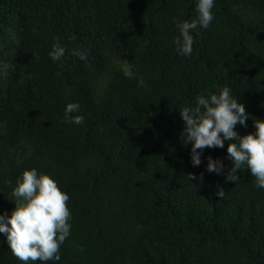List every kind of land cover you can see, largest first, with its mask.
<instances>
[{
    "label": "trees",
    "instance_id": "trees-1",
    "mask_svg": "<svg viewBox=\"0 0 264 264\" xmlns=\"http://www.w3.org/2000/svg\"><path fill=\"white\" fill-rule=\"evenodd\" d=\"M195 3L0 0V213L25 169L68 193L71 234L46 264H264V189L247 169L236 183L206 171L209 156L231 167L230 141L193 166L179 116L226 85L249 115L239 135L264 120V0H215L185 57L173 40ZM69 102L82 124L65 122ZM0 264H22L3 234Z\"/></svg>",
    "mask_w": 264,
    "mask_h": 264
},
{
    "label": "clouds",
    "instance_id": "clouds-1",
    "mask_svg": "<svg viewBox=\"0 0 264 264\" xmlns=\"http://www.w3.org/2000/svg\"><path fill=\"white\" fill-rule=\"evenodd\" d=\"M215 0H196V16L176 24L179 35L173 43L176 52L181 56L192 53V31L208 28L214 19ZM66 48L57 42L51 46L48 56L53 62L64 57ZM71 54L79 59H86L78 48ZM123 74L128 78L135 77L130 67ZM137 86L144 87L143 78L137 79ZM78 102H69L64 107L65 122L82 124L84 116L79 113ZM184 127L183 135L186 145L190 144V162L199 166L203 149L223 148L225 141V159L231 161V167L225 171L220 159L207 157L206 171L217 175L223 174L225 181L238 182V172L247 169L254 178V186L264 189V120H254V132L239 135L235 130L237 124L246 127L249 118L245 105L238 102L228 86H222L214 92L198 94L194 104L184 106L179 111ZM202 179V174H200ZM187 179H196L189 174ZM225 194L218 188L215 195L219 198ZM15 207L9 213H0V234L6 239L13 255L22 264H46L48 261H59L61 244L71 234V211L67 206L69 195L61 190L58 183L48 174L38 172L36 168L25 169L16 178L12 189Z\"/></svg>",
    "mask_w": 264,
    "mask_h": 264
}]
</instances>
